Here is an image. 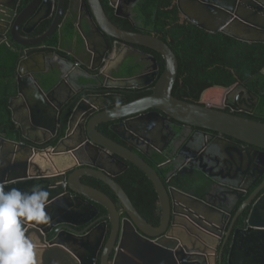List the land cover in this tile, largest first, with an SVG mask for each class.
I'll list each match as a JSON object with an SVG mask.
<instances>
[{"label": "water", "instance_id": "water-1", "mask_svg": "<svg viewBox=\"0 0 264 264\" xmlns=\"http://www.w3.org/2000/svg\"><path fill=\"white\" fill-rule=\"evenodd\" d=\"M85 1L91 18L88 33L95 30L107 48L108 36L126 44L151 48L162 55L164 71L158 77V62L149 55L148 59L152 62L149 73L128 78L107 77L102 65L105 54H97L92 61L94 63L98 59L99 65L85 66L99 70V73L89 76L81 66V56L73 52L70 54L76 56V62L57 57L51 61L49 70L38 68L39 65L45 66L49 53L57 54V49L61 48L64 24L61 22L66 0L57 1L53 21L43 34L32 41H22L15 35L21 45V53L25 46L31 49L24 50L14 71L17 94L10 99L9 107L12 119L21 132V140H11L0 134V185L5 191L17 188L24 192H30L33 185H40L49 193L46 206L51 216L49 223L36 225L33 222L25 226L26 235L35 245L37 264H97L108 232L109 239L100 255L101 264H224L223 250L219 253L217 247L213 249L207 237L223 236L229 215L203 197L167 188L157 170L133 148L139 149L149 143L142 131L170 118L237 139L240 142L232 143L230 148L236 156L237 169H259L261 166L263 174L264 122L223 111L200 99L191 103L174 96L179 60L170 45L153 34L118 27L109 19L100 0ZM176 2L183 17L208 32L221 31L242 41L264 42V0ZM54 3L55 0H32L25 7L18 19L28 26L23 29L27 35L33 27L54 14ZM111 5L115 7L117 16L130 17L120 13V6L116 3L111 2ZM0 6L4 11H0V23L8 28V22L13 18L10 17V5L7 0H0ZM38 8L40 12L30 17ZM6 30L0 28L1 40L5 38ZM15 31L20 35L17 28ZM56 31L59 32L58 47L47 44ZM77 33L79 29L76 26L74 36ZM63 62L70 69L79 68L87 73L75 78V82L86 89L102 85L141 89L155 83L150 94L129 102H126L127 96L117 92L87 94L77 103L68 121L65 137L56 146L35 147L33 144L40 145L55 137L61 127L58 123L59 109L51 107L48 101L59 85V79H63L70 70L60 67ZM37 73H41L42 77H35ZM83 77L94 82L83 83ZM102 78L107 82L100 84ZM235 78L239 81L236 75ZM250 94L251 101H254L252 106H255L258 98L252 91ZM21 112L25 113V121L19 118ZM122 119V122L111 125L110 130L124 144L98 129L101 123ZM127 162L142 170L157 192L161 207L158 226L143 217L124 187L114 178L127 170ZM213 169L204 166L203 171L213 179L212 173H208ZM240 172L245 174V171ZM84 176L96 178L107 185L121 209L109 194L84 183ZM263 187L264 183L243 203L229 224L223 243L224 247L231 236L227 264H264V194L252 205L244 226L235 227L237 217ZM97 204L107 211L105 220L98 224L95 220L100 213ZM88 223L90 225L84 231L76 228ZM49 233L51 235L47 237ZM113 251L115 254L110 260Z\"/></svg>", "mask_w": 264, "mask_h": 264}, {"label": "flooded vegetation", "instance_id": "flooded-vegetation-1", "mask_svg": "<svg viewBox=\"0 0 264 264\" xmlns=\"http://www.w3.org/2000/svg\"><path fill=\"white\" fill-rule=\"evenodd\" d=\"M31 1L32 0H27V1L7 0L8 4L10 5L9 11L12 14L10 17L13 18L8 22L9 23L8 28L6 25L0 23V28L7 29L5 33V38L3 40H1L0 38L1 41L0 46L2 44H7V46L12 52L18 54L17 61L21 56L24 55V50H30L31 48L25 46L21 53L20 51L21 45L16 41L15 35L22 41L34 40L39 35L43 34L50 27L49 26L42 33L39 32L41 26L45 21L51 20L52 23L57 9L55 4H57L58 0H55L54 8H53L54 14L49 18L42 20L38 25H36V27H33L30 34L27 35L23 31V29L28 26H26L25 23H22V21L18 19V16L22 13V11ZM100 1L109 19L113 23L115 22L114 23L115 25L117 21L116 19H113V17H111L107 4L113 8L114 14L115 16H117L115 7L111 5V2L116 3L118 6H120L119 9L120 13L124 15L128 14L130 16L129 18L123 16H117V17L127 18L133 21L134 9L137 7L139 2V0H100ZM85 2H86L85 0H66V8H65L63 20L61 22V23L64 22L62 27V32L65 31L66 23L69 20L74 22V26L75 27L77 26V28L79 29V33L73 36L72 39L69 41L62 39L61 48L57 49L56 51L57 54L52 55V53H49L50 56L48 55V57H46L45 66L39 65L38 68H40L43 71L49 70L50 69L49 65L51 61L53 59L55 60V58L57 57L68 58L72 62H76L77 60L75 55H77V56H81V60L83 62L81 66L88 71L87 73L89 74V76H97L99 70H92L91 68L87 69L85 65L89 64L90 67L93 66L97 67L100 62L97 59L93 63L92 61L93 56H97V54L98 56L105 54L104 61L102 60L103 61L102 65L104 67L103 69L106 72L107 77L128 78L142 73H149L152 62L148 58L149 55L151 54L144 51L140 47V45L126 44L121 40L108 36L106 38L109 44V48H107L105 41H103V39H101V37L96 34L95 30H91L90 33H88L89 26L91 25V18H90V12L88 11ZM1 8L3 7L0 6V11L4 12ZM38 11L39 8L34 10L33 13L30 15V17L40 12ZM15 28L18 29L20 35L17 34ZM57 33L59 34V32L56 31L52 37H54V35H56ZM26 35L29 37H26ZM52 37L47 41V44L58 47L59 42L57 45L51 43ZM71 52H73L75 55L70 54ZM63 64L65 69L69 68V65L67 63L63 62ZM31 66L33 67V65ZM131 67H136L135 70L136 72L133 73L132 75H127V72L131 70ZM87 73L79 68H74V69L72 68L69 70L67 75H65L64 77L65 79L64 78L59 79L60 80L59 85L57 84L58 85L57 88L55 89V91L53 92V94L51 95L48 101L51 104V107L59 109L58 123L60 119V114L63 111V109L67 108L68 106L74 103H75L74 106L75 109L79 100L85 97L87 94H109V93L117 92L123 94L124 96H127L126 102H129V95L127 93L128 91L134 90L133 92H138L137 90H142L147 88L151 89L155 83L154 81V83H152L150 86L141 89L109 88L103 85L97 88L86 89L85 87L82 88L81 85L77 84L75 82V78L78 75L81 74L86 75ZM35 77H42V74L37 73L35 74ZM12 79L16 81L15 74ZM81 81L83 83L94 82V80L84 77L81 78ZM102 81L104 83L107 82L104 81V78H102L100 84H102ZM211 84H207L206 86V92L204 91V95H206L205 97L207 96L212 97L214 95L219 94V92H221L220 100L219 102H205L204 101L205 99L203 100V98L201 97L200 100L202 102L210 103L211 105L218 106L219 108H221V110L236 115L258 114L256 112L258 101L255 106H252L254 102L253 100L251 101L250 91L252 90L248 88L244 83L241 82L234 83L231 85H226L227 87H224L223 84L221 83L218 84L212 82ZM253 93L258 98L256 100H259V96L255 92ZM162 115L166 116L164 113H162ZM19 118L25 121V113L22 112L19 113ZM11 119H12V111H11ZM122 121L123 119L115 122H110L111 123L110 126L117 122H122ZM48 122H51V120ZM0 134L4 135V133L1 131ZM142 134L146 136V138H148L149 143L141 145L139 149L137 148H133V149L139 155L149 158L153 162H154L153 155L155 154V152L162 153L166 157V160L164 162H162L161 164L157 163V172L167 188H175L179 191L188 192L195 196L203 197L205 200L210 201L217 207L222 208L229 215L230 218L224 230L223 236L207 237L209 242L213 244L212 245L213 249L217 247L219 253L223 250V262L224 264H227V257L229 253V247L231 244V236L226 241V245L224 247H223V243L225 242L227 237L229 224L234 219V217L236 216L237 212L239 211L243 203L249 200V198L254 195L255 191L263 185L264 173L262 174L261 172L262 167L260 166L259 169L243 167V169L240 171L242 172L245 171V174H241V172L237 169V166L235 165L236 156L235 154H232V149H230L231 147H233L232 143H237L240 141L217 131L193 127L184 124L182 122H178L176 120H171L170 118L155 123V125L153 126H149V129L142 131ZM55 137L49 139L43 144L40 145L33 144V145L35 147L47 148L53 145V141ZM57 144L53 146H56ZM244 145L246 144L244 143ZM228 152L230 153L229 154L230 156L228 155ZM128 163L129 162H127V164ZM200 166H202V168ZM204 166H206L207 168L210 167L214 168L212 171L208 172V173H212V175L214 176L213 179L209 178V176L203 171ZM115 170H118V168H116ZM69 173L70 172H68V174ZM82 178L89 179L93 177L84 176ZM263 194H264V187L258 193L256 198H253L251 203L247 204L245 209L237 217L235 227L244 226L243 225L244 221L247 218L248 214L250 213L252 205ZM115 201L119 209H121V206L118 203V201L117 200ZM97 206L99 208L100 213L95 218V220H98L97 222L98 224L105 220V215L101 214L102 210L100 205L97 204ZM247 210H249V212L247 216L244 217V213ZM122 216L124 217L126 215L122 214ZM241 219L243 220L242 222H240ZM89 225L90 223L76 228L79 231H84L89 227ZM49 235H51V233L47 234V237ZM109 235L110 233L108 232L104 239L101 251L99 253V259L97 264H101L100 255L107 243V240L109 239ZM226 249H227V254H226ZM114 254L115 252L113 251L110 260L113 259Z\"/></svg>", "mask_w": 264, "mask_h": 264}, {"label": "trees", "instance_id": "trees-1", "mask_svg": "<svg viewBox=\"0 0 264 264\" xmlns=\"http://www.w3.org/2000/svg\"><path fill=\"white\" fill-rule=\"evenodd\" d=\"M27 1V0H26ZM116 25L122 29L153 34L167 42L179 60V73L173 88V95L181 100L196 103L206 92L207 84L218 83L231 85L244 83L259 96L256 107L257 115L240 114L245 118L264 122V42L242 41L224 32L211 33L193 24L180 13L176 0H139L134 9L133 21L117 17L113 8L107 4ZM115 23V22H114ZM51 24L47 20L39 32H44ZM63 39L69 41L75 33L73 21L66 23ZM59 34L52 37L51 43L57 45ZM144 51L153 55L159 66L158 77L164 71V59L157 51L140 46ZM18 54L12 52L7 44L0 46V131L11 140H20L21 132L11 119L10 99L17 94L16 81L13 78ZM136 67H131L127 75H132ZM233 70V72L231 71ZM239 81L235 78V75ZM157 77V78H158ZM212 85V84H211ZM128 91L129 101L150 94L151 89ZM75 103L63 109L60 114L58 133L53 145L63 138L68 128V121ZM110 122L103 123L98 129L110 138L124 144V141L110 130ZM142 156V155H141ZM157 170V163L166 160L162 153L153 155L154 162L142 156ZM128 195L138 211L150 223L158 226L161 219V207L157 192L146 174L132 163H128L125 172L115 177ZM88 185L99 188L117 200L115 194L103 182L95 178H82ZM102 215L106 209L101 206ZM249 210L245 211L244 217ZM243 220L241 219L240 222ZM227 254V249H226Z\"/></svg>", "mask_w": 264, "mask_h": 264}, {"label": "clouds", "instance_id": "clouds-1", "mask_svg": "<svg viewBox=\"0 0 264 264\" xmlns=\"http://www.w3.org/2000/svg\"><path fill=\"white\" fill-rule=\"evenodd\" d=\"M49 193L40 185L30 192L7 191L0 185V264H37L35 245L26 235V225H47Z\"/></svg>", "mask_w": 264, "mask_h": 264}, {"label": "rangeland", "instance_id": "rangeland-1", "mask_svg": "<svg viewBox=\"0 0 264 264\" xmlns=\"http://www.w3.org/2000/svg\"><path fill=\"white\" fill-rule=\"evenodd\" d=\"M206 95H204V93L202 94V98H203V100L205 101V102H219V100H220V97H221V92H219V94H217V95H214V96H212V97H205Z\"/></svg>", "mask_w": 264, "mask_h": 264}, {"label": "crops", "instance_id": "crops-1", "mask_svg": "<svg viewBox=\"0 0 264 264\" xmlns=\"http://www.w3.org/2000/svg\"><path fill=\"white\" fill-rule=\"evenodd\" d=\"M68 47H70V46H68ZM60 67H61V68L64 67V64L60 63ZM73 69H74V68H73Z\"/></svg>", "mask_w": 264, "mask_h": 264}]
</instances>
